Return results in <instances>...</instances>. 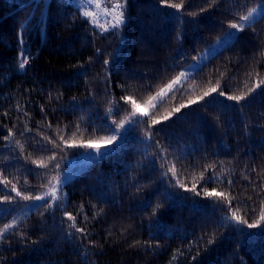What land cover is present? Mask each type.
<instances>
[{
    "label": "trees",
    "instance_id": "trees-1",
    "mask_svg": "<svg viewBox=\"0 0 264 264\" xmlns=\"http://www.w3.org/2000/svg\"><path fill=\"white\" fill-rule=\"evenodd\" d=\"M257 4L220 0L208 8V0H185L186 10L177 12L160 0H129L126 24L115 35L101 36L73 0H0V178L10 181L0 183V199L12 197V203L0 204L7 210L0 227L31 201L11 192L13 183L25 195L40 194L42 185L87 150L66 147L61 137L82 143L106 135L113 120L132 111L122 97L141 103L154 95L221 37L237 13ZM237 35L177 87L175 99L166 98L152 111L159 124L148 128V117L140 119L144 123L128 134L121 150L90 162L61 187L59 207H39L10 230L0 241V264H264V222L256 229L231 220V226H218L225 215L231 217L228 202L203 195V187L227 192L243 219L259 217L264 85L239 104L226 96L247 92L264 79V57L258 54L264 48V19ZM20 41L29 57L22 71L17 70ZM217 80L216 93L172 113ZM165 113H172L167 120ZM9 129L13 136L2 139ZM146 129L162 131L148 140ZM173 164L186 187L196 183L200 196L179 187L171 173L162 175ZM202 171L205 178L218 179L205 184ZM65 212L76 216L85 235L68 227ZM237 228L260 234L241 235ZM210 238L214 243H207Z\"/></svg>",
    "mask_w": 264,
    "mask_h": 264
},
{
    "label": "snow or ice",
    "instance_id": "snow-or-ice-1",
    "mask_svg": "<svg viewBox=\"0 0 264 264\" xmlns=\"http://www.w3.org/2000/svg\"><path fill=\"white\" fill-rule=\"evenodd\" d=\"M129 0H79L78 8L81 10V15L87 19L88 23H90L94 29L98 28L100 30V35L103 36L104 33L111 32V34L115 35L116 30H120L127 22L126 16V9ZM162 6L167 8H173L177 12H180L182 9H185V0H180V3H172L170 0H160ZM220 3V0H208V8H212ZM208 8H201V12H205ZM186 10V9H185ZM167 15V14H166ZM188 15L195 16L196 13L189 12ZM238 19H234L229 21L228 28L230 31H225L222 37H218L216 40L215 45L211 46L208 52L201 53L198 56H194L193 59L197 60L196 67H200V62L204 60H208L209 57H213L218 49L224 48L229 46L239 37L237 34L244 32L248 28H254V24L257 22L258 19H264V0H258V4L256 7L248 8L246 12L237 13ZM103 17V21L101 20ZM234 30V31H232ZM177 39H180L179 34L177 35ZM100 52V49L96 50ZM260 56L264 57V48L260 49L258 53ZM23 59L19 63L20 69H25V66L29 62V57L22 53ZM104 64H108V60L104 61ZM251 75V73L249 74ZM259 75V73H257ZM186 74L184 72H180L174 79H172L169 83L165 84L163 87L159 89L154 95L150 94L144 99L141 103H137L135 99L131 96H124L121 99L125 101V103H130L132 106V111L127 113L124 116V119L117 122L113 120L112 123L116 125L114 129H107V134L98 137L97 139H90L86 142L77 143L73 140H64L61 137L62 142L66 147H82L85 149H92L95 154L96 158H103L113 152H117L121 150L123 147V141L127 139L128 134L134 130V128L142 123L143 120L136 119L137 115L141 117H148L150 123L148 124V128H152L154 125H157L161 122V118L151 114L153 110L158 109L160 106L163 105L166 98L175 99V91H178L177 85H182L183 78H185ZM261 85H264V79L259 80L253 87L248 88L247 92H241L239 95H227L226 98L229 101H235L239 104L241 101L246 99V96L250 93L256 91L257 88H260ZM220 89V81L217 80L214 86L208 87L207 90L203 92L201 96L196 97L195 99H189L187 104L181 103L178 107H174L172 109V113L179 112L182 108H186L191 104L197 103L199 100H203L204 97L210 96L212 93H216ZM169 93H172V96L169 97ZM264 94V92H262ZM220 96H225L226 93L223 90L219 91ZM75 99V98H73ZM211 103V101L209 102ZM226 107V106H224ZM143 108V111L138 112V109ZM108 112L111 114L114 112V108H109ZM172 113H165L162 119L167 120ZM25 115H28L25 113ZM29 130L26 128V131ZM77 130H79V126H77ZM162 131V129H156L155 131H148L145 130V136L148 140H151L153 135L157 132ZM23 135V133H21ZM75 135V133H73ZM13 136V132L11 129L8 131V135L2 137L4 140H10ZM120 139V143H115L117 139ZM47 139V137H45ZM49 143L53 144L54 147L57 145L51 139L48 141ZM16 144L20 147L21 151H23V145L20 144V141H16ZM157 146L159 147V143L157 142ZM104 148V151H101V148ZM46 150V149H42ZM167 149H162L161 154H166ZM91 158V157H90ZM50 160L55 159V155L49 157ZM32 163L36 164L38 167H47L43 161L33 160ZM168 163V160L165 158L162 163L161 167H164L165 164ZM58 167V165H56ZM208 167H212L209 165ZM207 171V169H205ZM168 173L172 174L173 178H176V184L184 188L185 191L194 192L195 195L200 196L201 192L197 191L196 183H193L191 188L185 186L183 181L177 176V169L176 166L173 164L171 167H168L165 172L162 173L165 177L168 176ZM0 177H2V173H0ZM195 179V178H194ZM200 179L205 181V184L208 181L217 178H205L204 172L200 173ZM0 183L7 186L10 181L7 178H0ZM232 182L229 181V184ZM63 181H61L59 175L53 176L51 179L48 180L47 185H42L47 190L41 194L37 195H25L21 191L17 189V185L13 183L11 185V192H14L17 197H20L23 200H36L42 201L44 203L35 206V210H38L39 207H44L46 205L47 209H53L54 207H59L60 204L58 203L61 200L59 195L61 186ZM203 187V186H202ZM264 188V185H262ZM140 190L139 188L137 189ZM255 190V189H254ZM203 195L205 197H219L223 201H227L229 205V209L231 211V217L229 218L225 215L218 226H231L229 225V220L234 221L235 225H246L248 229H256L259 228L261 223L264 222V197L261 198V210L259 213V217L255 219L253 222H248L247 220L243 219L240 215H238V210H232V199L234 197H230L227 192H217L215 188L208 190L207 187H203ZM50 198V199H49ZM12 203L11 196H4L3 199H0V204L2 203ZM160 207L159 204L156 205V208L153 209V215H155L156 210ZM32 210V209H30ZM83 210V205H81V211ZM223 211V209H220ZM7 215V210L0 209V216ZM27 214H25L26 216ZM43 215V213H41ZM64 215L66 216L67 220L71 223L69 224V228L75 229L76 232L85 235L87 232L86 228L79 227L77 225V218L75 215L69 212H65ZM85 220L88 219L87 216L84 217ZM19 226V221L17 218H13L8 223H4L3 227H0V241L7 239V235L9 234L10 230L17 229ZM236 231L241 235H249V236H257L260 233H244L242 228H237ZM261 233H264V228L260 229ZM23 233H21V237L23 238ZM71 235V233H69ZM139 243V242H137ZM208 244L214 243V238H210L207 242ZM179 252V250H177ZM182 254V253H181ZM199 255L197 251L196 255L192 256L191 259L195 260L196 257ZM176 259V253L173 254V260Z\"/></svg>",
    "mask_w": 264,
    "mask_h": 264
},
{
    "label": "rangeland",
    "instance_id": "rangeland-1",
    "mask_svg": "<svg viewBox=\"0 0 264 264\" xmlns=\"http://www.w3.org/2000/svg\"><path fill=\"white\" fill-rule=\"evenodd\" d=\"M46 2H48V0H45ZM257 6V5H256ZM255 6V7H256ZM227 31H230V29H228ZM234 31V30H232ZM223 36V35H222ZM221 36V37H222ZM216 43V40L211 43L210 45H208L206 47L205 50H203L201 53H205V52H208L209 48L213 45H215ZM19 47H20V56H19V63L20 61L23 59V56H22V53L24 55H26L25 53V50L23 49V46H22V41H20L19 43ZM221 49L223 48H220L217 50L220 51ZM216 52V53H217ZM199 53V54H201ZM215 53V54H216ZM198 54V55H199ZM211 58V57H209ZM207 60H204V61H201L200 62V66L205 63ZM197 60H193L192 62H190L188 65H186L185 67H183L180 72H184L186 74L185 78H183V81H185L187 78H189L198 68L196 67L197 65ZM17 70L18 71H22L23 69H20L19 68V64L17 66ZM179 75V74H178ZM169 83V82H168ZM180 85H177L176 87H179ZM144 109L143 108H140L138 109V112L140 111H143ZM144 117H141L139 115H137L136 119L140 120ZM116 127L115 124L112 125V129H114ZM120 139L118 138L117 141L115 143H120ZM105 149L102 147L101 148V151H104ZM91 157V158H90ZM105 157V156H104ZM103 157V158H104ZM102 158H96V154L95 152L92 150V149H87L85 150L83 153H81L80 155L76 156V157H73L71 158L68 163V167L59 175L61 181H63V184L62 186L76 173L80 172L81 170H83L87 164H89L90 162L92 161H99L101 160ZM61 186V187H62ZM47 189L43 190L41 193L45 192ZM40 193V194H41ZM50 199V198H49ZM43 202L42 201H36V200H31L30 202H28L26 205H24L9 221H11L14 217L18 219L19 223L24 219L26 218L33 210H35V206H38L40 204H42ZM32 209V210H30ZM25 214H27L25 216ZM8 221V222H9ZM7 222V223H8ZM3 227V226H2Z\"/></svg>",
    "mask_w": 264,
    "mask_h": 264
},
{
    "label": "built area",
    "instance_id": "built-area-1",
    "mask_svg": "<svg viewBox=\"0 0 264 264\" xmlns=\"http://www.w3.org/2000/svg\"><path fill=\"white\" fill-rule=\"evenodd\" d=\"M103 19H104V18H103V17H101V20H102V21H103Z\"/></svg>",
    "mask_w": 264,
    "mask_h": 264
}]
</instances>
